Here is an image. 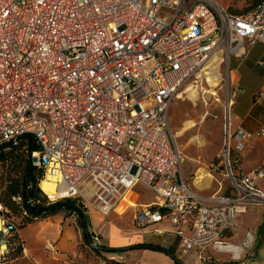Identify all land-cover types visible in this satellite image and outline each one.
<instances>
[{
  "label": "built area",
  "instance_id": "1",
  "mask_svg": "<svg viewBox=\"0 0 264 264\" xmlns=\"http://www.w3.org/2000/svg\"><path fill=\"white\" fill-rule=\"evenodd\" d=\"M257 43L264 44V2L236 15L217 0H0V148L34 140L30 166L41 183L53 180L55 200L42 191L51 203L74 200L108 216L142 185L155 202L135 215L137 228L168 225L200 264L208 246L253 258V231L238 244L226 236L237 235L252 206L261 208L264 230V163L236 174L232 158L249 134L233 129L241 88L230 60L245 59ZM216 55L229 69L223 164L234 194L206 198L184 178L170 109ZM19 222L0 203V264L16 245L24 251ZM91 245L100 246L97 236Z\"/></svg>",
  "mask_w": 264,
  "mask_h": 264
},
{
  "label": "rangeland",
  "instance_id": "2",
  "mask_svg": "<svg viewBox=\"0 0 264 264\" xmlns=\"http://www.w3.org/2000/svg\"><path fill=\"white\" fill-rule=\"evenodd\" d=\"M217 1L227 7L231 12L238 14H246L256 2V0ZM234 59L235 58H232L230 62L231 69L234 67ZM201 70L204 71H199L200 73L198 72L196 77L192 78L179 97L173 101L170 109V128L185 158L183 168L185 180L196 192L206 198H210L216 194L224 195L232 191L230 178L228 177L225 167L222 165L226 150L224 142V111L227 105L229 91V69L226 58L222 55H216L212 57ZM191 84H194L198 89V95L195 98L191 97L189 94H184V91ZM246 84L247 76L244 75V80L240 85L241 91L236 100V105L232 110L235 117L239 116L242 118L251 101V95ZM206 91L214 93V95L205 94ZM22 153H24L23 150ZM15 155L18 154L15 153ZM10 168L9 162L7 164H0V198L9 185L7 181L8 177L10 175L14 177L20 176L18 173L11 174ZM134 192L135 193L129 200L136 204L135 207H131L128 203L123 202V205L121 204L122 207L120 206L121 208L118 209L119 211L121 210V212L117 211V213H111L107 218L102 215H97L95 218L90 216L93 225L95 221H98L99 225H101L108 219L111 226L119 228L125 234L127 233L128 236H138V240H136L138 242H132L130 240L120 248L114 247L115 249H124L118 253H130L133 250L141 249L136 246L137 244H160L158 241L166 237V235L156 236L150 232L153 231V228L162 227V225L153 228L145 227L143 229H139L135 226V215L142 209L140 205L153 201L154 194L142 185H139ZM136 194L139 196L136 197ZM41 198L46 200L47 206L54 204L44 196L43 192H41ZM78 206L83 211H88L81 205ZM65 211H67V215H72V212H69V210ZM17 216L20 218L19 229H23L27 226L25 225V218L22 217L20 213ZM251 218V214L246 215L243 222L248 226H252V224L254 226V222ZM242 225L240 226V230L244 227ZM108 229L109 226L107 225L106 232L109 231ZM89 232L94 235L90 230ZM148 238L154 240L151 242H141ZM99 241L100 245L105 247L108 242H111L110 239L105 241L101 238H99ZM22 243L25 245L24 242ZM164 245L167 246L166 243ZM20 247L21 250L18 249L19 246L12 249L10 254L6 257V260L3 261V264H18L16 260L26 255L23 252V247ZM27 259L30 264H37L32 257H27ZM180 260L184 263L181 258Z\"/></svg>",
  "mask_w": 264,
  "mask_h": 264
},
{
  "label": "crops",
  "instance_id": "3",
  "mask_svg": "<svg viewBox=\"0 0 264 264\" xmlns=\"http://www.w3.org/2000/svg\"><path fill=\"white\" fill-rule=\"evenodd\" d=\"M244 75L247 76L246 86L251 95V101L242 118L239 116L235 117L232 112V125L233 129L239 126L243 127L248 132L249 138L247 148L240 158L237 159V154H233V171L236 174L248 173L259 168L264 163V136H262L264 131V44L257 43L252 46L245 59L241 61L234 59V67L231 71L232 80L240 86L244 80ZM222 165L224 166L223 162ZM258 184L264 187V180L259 181ZM233 194L234 190L232 189L231 193L224 195L231 196ZM154 202L155 197L153 201L140 205V208L143 209ZM249 214H251L254 226L253 224L248 226L243 222L245 216ZM97 215L101 214L95 210L86 211L88 228L98 239L111 240V242H106L107 248H120L130 240L138 242L136 241L138 236H128L127 233L125 234L119 228L111 226L108 219L101 225L94 219L93 225L90 216L95 218ZM108 216L104 217L107 218ZM238 221L239 231L237 235H227L226 240L230 243L238 244L243 240L248 230L253 231L256 234L255 242L251 248L254 257L249 258L247 253L241 254L240 257H233L229 252H219L208 246L202 251L204 257L208 259L205 264H264V230L262 229L261 208L257 206L249 207L247 212L239 217ZM107 225L109 226L108 232H106ZM159 225H162V227L153 228ZM159 225L149 227L153 228V231L150 232L156 236H160L156 233L157 230H166L168 232L165 234V239L158 241V243L174 250L175 256L178 259L181 258L184 264H200L196 251L185 255L180 247L179 239L171 228L166 224ZM241 225L244 227L240 230ZM20 237L25 243L23 252L26 255L16 260L18 264H30L27 257H32L37 264H78L76 261L81 256L78 253V246L82 241V233L77 227L75 214L67 215V211L62 210L44 220L35 221L20 229ZM152 240L154 239L148 238L141 242H151ZM165 243L167 246L164 245ZM49 244L54 249L52 253L45 251L46 246ZM113 257H122L125 264H176L168 255L147 249H137L130 253H118L114 254ZM100 264H103V262H100Z\"/></svg>",
  "mask_w": 264,
  "mask_h": 264
},
{
  "label": "trees",
  "instance_id": "4",
  "mask_svg": "<svg viewBox=\"0 0 264 264\" xmlns=\"http://www.w3.org/2000/svg\"><path fill=\"white\" fill-rule=\"evenodd\" d=\"M263 2L264 0H256L251 9ZM251 9H249V11ZM231 13L240 15L234 12ZM22 150L24 153H22ZM36 150L37 147L34 144V140H32V145H30L26 140H20L15 145H6L0 148V164H7L9 162V166L11 167L10 173H18L20 175L19 177H14L13 175L8 177L7 181L9 185L6 187L5 193L0 198V203L9 209V211L15 216L19 213L21 214L22 212H26V216L24 217L26 223L25 225L38 220H44L62 210H69L72 214L76 215V224L82 233V241L78 246V253L81 256L80 258L78 257V260L76 261L78 264H100V262H103V264H125L114 259L113 255L118 254V252H115L114 250L109 252L104 251L91 245L93 234H91L88 230L86 211H83L74 200H68V202L80 211V216L68 207L58 206L54 209L48 208L49 206H47L46 200L41 198V175L39 177V175L35 173L34 168L30 166V152ZM15 153L18 155H15ZM16 197L21 198L22 201L20 205L15 202L14 198ZM28 201L31 202L29 203ZM85 226L87 227V232H84ZM16 246H19L18 249L21 250L20 244ZM136 246L141 249L161 252L166 255H175L174 250L166 248L161 244L142 243L137 244ZM100 247L107 248L102 245H100Z\"/></svg>",
  "mask_w": 264,
  "mask_h": 264
},
{
  "label": "bare ground",
  "instance_id": "5",
  "mask_svg": "<svg viewBox=\"0 0 264 264\" xmlns=\"http://www.w3.org/2000/svg\"><path fill=\"white\" fill-rule=\"evenodd\" d=\"M204 70H201L200 72H203ZM199 72V73H200ZM194 83H196V82H194ZM206 93H208L209 95H214V93H210V92H205V94ZM184 94H189V95H191V97H197V95H198V89H197V87L196 86H194V84H191L190 86H188L187 87V89L184 91ZM175 137V136H174ZM40 188H41V190L45 193V194H47V195H49L50 196V198H51V200H55V196H54V194H55V190H56V186H55V184L53 183V180L52 179H48V180H43L42 181V183H41V185H40ZM135 192L134 191H131V192H129L128 194H127V196L123 199V202H125V203H128L131 207H135L136 206V204L134 203V202H132V201H130L129 200V198L134 194ZM139 195L138 194H136V197H138ZM135 197V198H136ZM122 202V203H123ZM127 204V205H128ZM123 205V204H122ZM122 207V206H121ZM120 207V208H121ZM124 208H125V206H124ZM119 211V210H118ZM123 211V210H122ZM119 212H121V210L119 211ZM229 248L231 249V248H233V245H229Z\"/></svg>",
  "mask_w": 264,
  "mask_h": 264
},
{
  "label": "water",
  "instance_id": "6",
  "mask_svg": "<svg viewBox=\"0 0 264 264\" xmlns=\"http://www.w3.org/2000/svg\"><path fill=\"white\" fill-rule=\"evenodd\" d=\"M28 143L30 145H32V138L28 137L26 138ZM58 206H64V207H68V208H71L75 213H77L79 216L81 215L80 214V211L74 206L72 205L70 202L68 201H60L58 203H54L52 205H50L48 208L50 209H54ZM84 232H87V227L85 226L84 227ZM99 249H102L104 251H111V250H114L115 252H119V251H123L124 249H115V248H102L100 246H98ZM168 256L173 259L175 261L176 264H184L180 259H178L175 255H172V254H168Z\"/></svg>",
  "mask_w": 264,
  "mask_h": 264
}]
</instances>
